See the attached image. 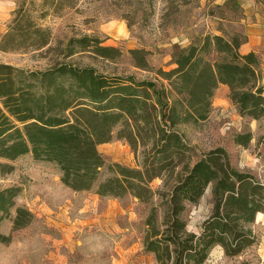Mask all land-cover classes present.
<instances>
[{"label": "trees", "instance_id": "1", "mask_svg": "<svg viewBox=\"0 0 264 264\" xmlns=\"http://www.w3.org/2000/svg\"><path fill=\"white\" fill-rule=\"evenodd\" d=\"M43 1L58 10L70 3ZM50 37L21 7L0 38V52L42 50ZM101 43L96 37L81 36L48 47L46 52H56V57L40 72L0 63V177L13 172L12 162L31 154L35 161L55 164L66 188L89 192L106 166L98 146L123 140L135 155H141L139 166L108 165L112 176L97 185L95 194L119 199L130 195L140 203L158 196L159 205L152 206L144 220L142 238L143 252L153 255L156 264H204L215 246L227 257L252 247L257 238L251 226L264 213V184L235 168L221 146L191 164V148L177 128L206 121L220 85L228 87V99L240 117H264L256 55H241L237 37L229 41L207 35L200 46L191 45L176 55L175 68L155 72L166 82L160 85L134 76H105L92 67L66 62L80 52L108 61L122 55ZM211 51L230 60L212 63L206 59ZM128 53L136 69L150 71L149 52L132 49ZM251 139V133H240L233 142L246 148ZM259 143L264 146V135ZM155 179L164 180L157 192L150 186ZM169 180L173 184L164 190ZM208 188L211 214L197 233L188 232L186 211ZM19 193L16 187L0 190V227L7 219L11 222L10 234L0 229L1 245L11 244L12 234L34 220L27 208L16 205ZM159 209L163 210L160 219Z\"/></svg>", "mask_w": 264, "mask_h": 264}, {"label": "rangeland", "instance_id": "2", "mask_svg": "<svg viewBox=\"0 0 264 264\" xmlns=\"http://www.w3.org/2000/svg\"><path fill=\"white\" fill-rule=\"evenodd\" d=\"M15 2L13 13L22 7L36 24L50 32V43L42 50L0 52V63L31 72L45 71L56 57V52H46L48 47L55 48L73 37L89 36L98 38L102 46L119 49L122 55L108 61L80 52L66 62L92 67L105 76H134L158 85L166 82L155 72L175 68L173 62L178 53L191 45L200 46L207 32L204 21L220 14L217 5L206 0H70L69 7L59 10L43 0ZM132 49L149 52L150 71L134 67L128 53ZM206 59L213 63L229 61L230 57L211 51ZM260 67L257 71L261 80ZM224 106L216 107L205 122L178 126L191 148V164L202 153L221 146L235 168L264 184V146L259 143L264 135V117L259 120L240 117L234 105ZM118 130L119 127L114 129V136ZM240 133L252 135L246 148L233 142ZM98 151L106 166L89 192L76 193L66 188L55 164L35 161L31 154L11 163L14 170L0 177V190L19 188L16 205L27 208L34 220L26 229L12 234L11 244L0 245V264H156L153 257L143 252L142 238L144 220L150 208L159 205L158 196L140 203L130 195L119 199L95 194L97 185L112 176L108 165L137 168L141 155H135L125 141L116 139L99 145ZM163 182L155 179L150 186L157 192L163 189ZM172 184L169 180L164 190ZM212 207L208 188L199 202L186 211L188 232L199 231ZM162 214L159 209V219ZM2 227L5 234H10V220L3 221ZM251 228L257 238L252 247L238 256L227 257L220 246H215L204 264H264V213L256 216Z\"/></svg>", "mask_w": 264, "mask_h": 264}, {"label": "crops", "instance_id": "3", "mask_svg": "<svg viewBox=\"0 0 264 264\" xmlns=\"http://www.w3.org/2000/svg\"><path fill=\"white\" fill-rule=\"evenodd\" d=\"M213 4L220 9V14L212 15L204 21L207 32L203 37L207 35L221 36L229 41L233 37H237L240 41L238 52L241 55L248 53L256 55L258 66H261L260 69H262L259 85L262 86L264 94V0H213ZM15 6V0H0V38L7 31L8 19ZM199 23L202 25L201 21ZM199 23H197L198 27ZM228 94V87L220 85L212 98L211 113H214L216 107L233 105L228 99ZM236 114L239 116L238 111ZM2 226L3 222L0 229L5 234ZM150 257L154 259L153 255Z\"/></svg>", "mask_w": 264, "mask_h": 264}]
</instances>
